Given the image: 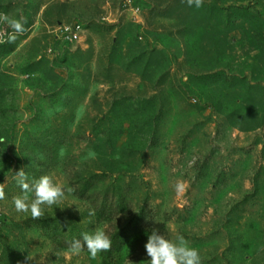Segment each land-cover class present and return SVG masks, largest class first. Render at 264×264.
Listing matches in <instances>:
<instances>
[{"label": "rangeland", "instance_id": "1", "mask_svg": "<svg viewBox=\"0 0 264 264\" xmlns=\"http://www.w3.org/2000/svg\"><path fill=\"white\" fill-rule=\"evenodd\" d=\"M0 13L27 20L0 43V264H148L154 228L202 264H264V0H0ZM22 168L72 191L41 219L17 213ZM97 229L110 251L68 253Z\"/></svg>", "mask_w": 264, "mask_h": 264}, {"label": "clouds", "instance_id": "2", "mask_svg": "<svg viewBox=\"0 0 264 264\" xmlns=\"http://www.w3.org/2000/svg\"><path fill=\"white\" fill-rule=\"evenodd\" d=\"M188 6L200 8L204 0H181ZM27 20L16 18L6 13H0V24H5L10 31L0 32V43H15L18 36L27 31L25 25ZM89 157L94 158L95 153L89 152ZM14 179L21 188L23 195L13 198L14 209L17 213H30L32 219H41L45 216L44 206H53L62 202L65 191H72L71 188L65 189L64 186L57 184L49 175H43L39 179L28 182L25 171L20 169L15 173ZM177 195H183L186 185L183 181H177L174 185ZM29 193L33 194L29 198ZM5 199V185L0 183V200ZM71 207V206H69ZM89 215H95L90 211ZM112 240L106 231L97 229L94 233H83L81 239L73 240L69 243L68 253L72 256H79L83 249H87L91 259H96L102 252L111 250ZM145 249L148 257V264H202L201 256L197 249L191 247L188 241L178 235L175 241L169 240L165 235L159 234L158 229H152L148 235ZM32 262L35 258L27 255L25 264Z\"/></svg>", "mask_w": 264, "mask_h": 264}, {"label": "built area", "instance_id": "3", "mask_svg": "<svg viewBox=\"0 0 264 264\" xmlns=\"http://www.w3.org/2000/svg\"><path fill=\"white\" fill-rule=\"evenodd\" d=\"M82 30L83 28L80 24H76L74 26H65L62 31V38L67 42L77 41L81 36Z\"/></svg>", "mask_w": 264, "mask_h": 264}]
</instances>
